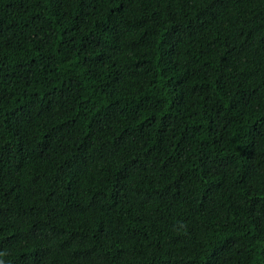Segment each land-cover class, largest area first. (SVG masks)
<instances>
[{
	"label": "trees",
	"instance_id": "trees-1",
	"mask_svg": "<svg viewBox=\"0 0 264 264\" xmlns=\"http://www.w3.org/2000/svg\"><path fill=\"white\" fill-rule=\"evenodd\" d=\"M0 264H264V0H0Z\"/></svg>",
	"mask_w": 264,
	"mask_h": 264
}]
</instances>
